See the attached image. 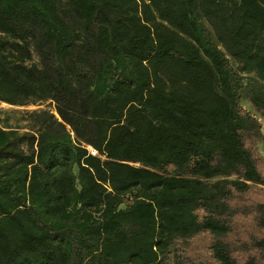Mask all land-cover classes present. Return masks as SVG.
Returning <instances> with one entry per match:
<instances>
[{
	"label": "trees",
	"instance_id": "obj_1",
	"mask_svg": "<svg viewBox=\"0 0 264 264\" xmlns=\"http://www.w3.org/2000/svg\"><path fill=\"white\" fill-rule=\"evenodd\" d=\"M0 103V264H264V0H0Z\"/></svg>",
	"mask_w": 264,
	"mask_h": 264
},
{
	"label": "rangeland",
	"instance_id": "obj_2",
	"mask_svg": "<svg viewBox=\"0 0 264 264\" xmlns=\"http://www.w3.org/2000/svg\"><path fill=\"white\" fill-rule=\"evenodd\" d=\"M50 103H46V104H43L41 106H30V107H27V108H22V107H10L6 104H1L0 103V109H12V110H16V111H24V110H36V109H43V108H49L50 107ZM243 106L244 108H246L248 111L252 112L250 106L247 104V103H243ZM52 108V107H51ZM261 123H262V127H263V131H264V121L261 120ZM260 151L262 152V154L264 155V145H261L260 146Z\"/></svg>",
	"mask_w": 264,
	"mask_h": 264
}]
</instances>
